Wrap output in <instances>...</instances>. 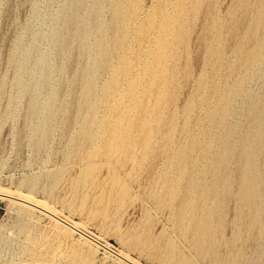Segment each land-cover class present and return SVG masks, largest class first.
Instances as JSON below:
<instances>
[{
  "label": "rangeland",
  "instance_id": "374dc122",
  "mask_svg": "<svg viewBox=\"0 0 264 264\" xmlns=\"http://www.w3.org/2000/svg\"><path fill=\"white\" fill-rule=\"evenodd\" d=\"M82 1L0 0V189L31 195L140 264H264V246L232 240L229 223L218 261L198 254L173 226L183 198L168 188L202 177L209 116L255 49L261 14L246 6L256 0ZM85 42L90 63L73 58ZM15 200L0 196V264H120Z\"/></svg>",
  "mask_w": 264,
  "mask_h": 264
},
{
  "label": "bare ground",
  "instance_id": "6f19581e",
  "mask_svg": "<svg viewBox=\"0 0 264 264\" xmlns=\"http://www.w3.org/2000/svg\"><path fill=\"white\" fill-rule=\"evenodd\" d=\"M248 7L261 14L252 35L255 49L251 58L244 63L247 73L230 88L228 100L220 107V111L209 116L208 122L214 123L215 130L212 131L209 126L204 130L205 141L198 154L202 155L206 163L201 170L202 177L191 175L168 180L170 192L183 198L173 223L174 228L180 229L182 236L192 239L198 254L214 257L216 261L219 237L223 235L226 223L231 226L232 240L249 241L259 248L264 246V42H259L257 38L259 27H264V0H256L253 6L247 5L246 9ZM74 21L73 17L71 23L74 24ZM91 54L92 48L85 42L79 54L75 51L73 58L87 55L90 63ZM215 55L219 62L220 51ZM101 61L107 64V54L102 56ZM252 61L254 63L250 64ZM252 69L254 71L250 75ZM258 71L261 73L257 77L259 84L254 90L248 85L255 80ZM112 89V85H107L105 90L109 92ZM239 99L241 102L237 103ZM50 104L51 101L49 107ZM55 117L54 111H46L45 124L38 131L40 144ZM86 120L91 124V115ZM67 121L70 126H75V117H69ZM80 138L88 141L90 129L83 128ZM115 151L118 152L119 148L116 147ZM0 196L16 198L22 207L40 212L68 232L78 234L82 239L113 254L120 264H140L128 254L94 238L84 226L70 221L31 195L0 189ZM230 212L233 213L231 221L228 219ZM261 254L264 257V247ZM183 263L189 264L187 260Z\"/></svg>",
  "mask_w": 264,
  "mask_h": 264
}]
</instances>
